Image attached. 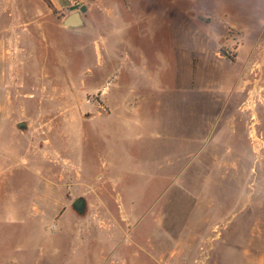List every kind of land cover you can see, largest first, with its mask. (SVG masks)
<instances>
[{
	"label": "rangeland",
	"instance_id": "374dc122",
	"mask_svg": "<svg viewBox=\"0 0 264 264\" xmlns=\"http://www.w3.org/2000/svg\"><path fill=\"white\" fill-rule=\"evenodd\" d=\"M0 38V264H264V0H0Z\"/></svg>",
	"mask_w": 264,
	"mask_h": 264
},
{
	"label": "water",
	"instance_id": "95a60500",
	"mask_svg": "<svg viewBox=\"0 0 264 264\" xmlns=\"http://www.w3.org/2000/svg\"><path fill=\"white\" fill-rule=\"evenodd\" d=\"M85 21L79 11L69 14L63 21L62 26L67 29H80L84 27ZM18 128H24L25 124L23 122L17 125ZM72 209L80 216H83L86 212V200L83 197L77 198L72 203Z\"/></svg>",
	"mask_w": 264,
	"mask_h": 264
},
{
	"label": "crops",
	"instance_id": "0c3cea01",
	"mask_svg": "<svg viewBox=\"0 0 264 264\" xmlns=\"http://www.w3.org/2000/svg\"><path fill=\"white\" fill-rule=\"evenodd\" d=\"M57 3H59L60 5H65V4H70V0H56ZM166 1H196V0H166ZM3 50V40L2 38H0V57L1 56V51ZM2 80V76L0 75V83ZM261 263H264V255L260 258Z\"/></svg>",
	"mask_w": 264,
	"mask_h": 264
},
{
	"label": "built area",
	"instance_id": "2783aa9c",
	"mask_svg": "<svg viewBox=\"0 0 264 264\" xmlns=\"http://www.w3.org/2000/svg\"><path fill=\"white\" fill-rule=\"evenodd\" d=\"M252 133H253V134H252ZM253 135H255V137H254ZM249 137L252 138L253 141H255V142H257V141L260 140V139L256 136V134H254V132H252V131L250 132ZM255 154H258V151H256Z\"/></svg>",
	"mask_w": 264,
	"mask_h": 264
}]
</instances>
